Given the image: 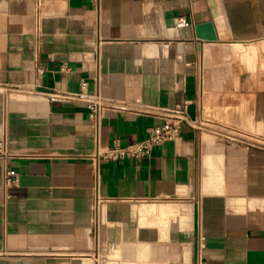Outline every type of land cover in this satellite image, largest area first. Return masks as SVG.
<instances>
[{
    "label": "crops",
    "instance_id": "0c3cea01",
    "mask_svg": "<svg viewBox=\"0 0 264 264\" xmlns=\"http://www.w3.org/2000/svg\"><path fill=\"white\" fill-rule=\"evenodd\" d=\"M4 140L0 264H264V0H0Z\"/></svg>",
    "mask_w": 264,
    "mask_h": 264
},
{
    "label": "built area",
    "instance_id": "2783aa9c",
    "mask_svg": "<svg viewBox=\"0 0 264 264\" xmlns=\"http://www.w3.org/2000/svg\"><path fill=\"white\" fill-rule=\"evenodd\" d=\"M102 103L99 101H90V118L97 125L99 124L100 112ZM164 122L162 125H157L150 128L149 135L134 143L128 144L126 147H121L119 141H115L112 147L106 149L101 153L103 158L106 159H124L126 157H142L147 155L154 147H157L165 141L174 140L180 136L187 128L201 129L213 123L212 118L201 116L200 118L192 119L184 108L177 107L168 110L164 114ZM214 130L224 139H232L238 137L236 132L225 125L215 126ZM7 141L4 140L0 144V148L6 150ZM17 182V173L7 168L5 171V184L7 186L13 185Z\"/></svg>",
    "mask_w": 264,
    "mask_h": 264
},
{
    "label": "water",
    "instance_id": "95a60500",
    "mask_svg": "<svg viewBox=\"0 0 264 264\" xmlns=\"http://www.w3.org/2000/svg\"><path fill=\"white\" fill-rule=\"evenodd\" d=\"M198 35L202 38H207V39L215 38V32L211 24L200 26L198 28Z\"/></svg>",
    "mask_w": 264,
    "mask_h": 264
},
{
    "label": "bare ground",
    "instance_id": "6f19581e",
    "mask_svg": "<svg viewBox=\"0 0 264 264\" xmlns=\"http://www.w3.org/2000/svg\"><path fill=\"white\" fill-rule=\"evenodd\" d=\"M66 260V259H65ZM68 260V259H67ZM64 261V260H63ZM62 262V261H61ZM60 263V262H59Z\"/></svg>",
    "mask_w": 264,
    "mask_h": 264
}]
</instances>
